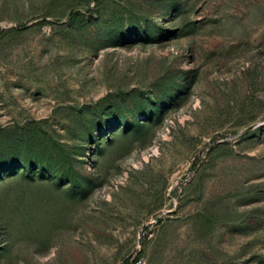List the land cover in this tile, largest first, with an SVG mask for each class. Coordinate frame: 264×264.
<instances>
[{
	"label": "rangeland",
	"instance_id": "obj_1",
	"mask_svg": "<svg viewBox=\"0 0 264 264\" xmlns=\"http://www.w3.org/2000/svg\"><path fill=\"white\" fill-rule=\"evenodd\" d=\"M0 264H264V0H0Z\"/></svg>",
	"mask_w": 264,
	"mask_h": 264
}]
</instances>
